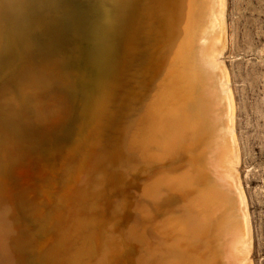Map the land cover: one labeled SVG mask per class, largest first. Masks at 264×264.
<instances>
[{"label":"bare ground","instance_id":"obj_1","mask_svg":"<svg viewBox=\"0 0 264 264\" xmlns=\"http://www.w3.org/2000/svg\"><path fill=\"white\" fill-rule=\"evenodd\" d=\"M82 1L0 0V264H252L225 0Z\"/></svg>","mask_w":264,"mask_h":264},{"label":"rangeland","instance_id":"obj_2","mask_svg":"<svg viewBox=\"0 0 264 264\" xmlns=\"http://www.w3.org/2000/svg\"><path fill=\"white\" fill-rule=\"evenodd\" d=\"M89 4H94V6H91L93 8H90ZM98 6H103V8H98ZM82 8V16H85H81L84 18L83 21L88 19L87 16L89 17L94 13L101 14L104 10L106 11V7L101 5L98 0H93V2L92 0H83ZM89 8L92 10L90 11ZM96 9L99 10L96 11ZM224 20L226 48L218 56V61L222 62L228 72L230 88L236 106L235 134L240 152V162L236 170L246 198L252 227L250 260L252 264H264V0H225ZM74 44L79 46H76L78 49L74 50L75 53L80 48L81 51L84 50L86 53L81 54L79 65L77 61H74L75 67H77L76 65L80 67H78L81 71L80 77L84 73L82 79L78 77L82 81L77 79L78 84H82L83 88H86V86L89 88L93 84V79L96 80L97 77L96 71L93 70L95 68L92 67L89 59H86L91 44L89 45L86 37L77 39ZM87 67L91 68V71ZM38 167L34 176L25 169L18 173L19 183L28 189L29 196L35 200L39 198L36 188L37 181L47 178L48 175L57 179L58 173L56 164H51L48 160H44ZM73 185V181L68 183L66 189L63 190V194L68 193ZM103 186L106 188L103 191L105 196H110H107V199L114 198L113 202L115 203L120 197L119 190H112L107 183ZM108 188L110 191L107 190ZM53 190H57V186ZM44 197L49 204L53 203L51 195L50 199H48L49 196ZM54 238L55 234L51 232L44 239H38V251H41L50 239ZM121 257L122 255L116 256L115 262L117 264H121L122 260L125 264H137L134 261L135 256L133 254L130 255L131 261L128 259L130 263H127L125 258L122 259L123 257Z\"/></svg>","mask_w":264,"mask_h":264}]
</instances>
